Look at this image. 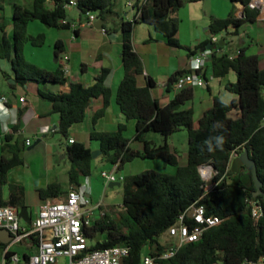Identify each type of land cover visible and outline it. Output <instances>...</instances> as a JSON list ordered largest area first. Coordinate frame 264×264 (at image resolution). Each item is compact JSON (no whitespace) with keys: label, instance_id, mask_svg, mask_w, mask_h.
Segmentation results:
<instances>
[{"label":"trees","instance_id":"1","mask_svg":"<svg viewBox=\"0 0 264 264\" xmlns=\"http://www.w3.org/2000/svg\"><path fill=\"white\" fill-rule=\"evenodd\" d=\"M70 0H32L29 7L12 5L11 34H7V22L0 19V72L5 80H13L9 87H27L32 83L38 86L39 97L50 105L49 114L59 117L55 133L69 139V130L76 124H81L86 118V112L93 99L102 98L103 107L92 118V130L89 139L98 142L101 155L111 165L118 164V170L135 159L162 161L165 166L176 168L174 175L149 171L147 173L124 176L121 186L123 196L121 209L96 220L89 228L84 229L85 237L94 241L89 251L112 247H126L128 255L121 264H139L146 255L156 258L155 264H252L264 258V69L259 68V58L247 55L241 49L236 57L220 54L219 45L210 57L213 77H223L233 71L237 76L234 84H228V92L237 99L227 103L218 97L213 98L212 107L207 110L193 128L194 111L185 108L193 99V90L180 91L166 106H160L153 98L151 88L153 82L148 80L145 87H140L137 78L143 75L144 68L141 59L133 51L131 33L133 24L146 22L152 24L163 35L166 44L180 48L177 34L180 26L178 18L173 15L183 6L184 2L192 3L202 0H146L138 7L139 17L132 22H122V64L124 77L118 85L115 104L120 113L129 121L135 122L133 142L141 143L142 150L130 147L129 139L124 137L125 125H118L115 131L98 132L94 125L104 116L110 103V91L105 81L110 73L101 69L95 77L94 84L84 88L79 83H71L69 92L52 91L46 85H65L67 78L60 66L49 72L28 63L22 55V46L29 43L33 47H42L46 36L41 33L36 36L27 34V27L33 21H39L47 28L69 30L72 19L64 6ZM117 0H77L80 16L93 13L102 22L116 14ZM251 0H230L239 3L243 8V17L230 15L226 19L212 20L208 32L211 39L232 28L236 35L239 29L247 24H255L259 16L257 10L249 8ZM137 3V1H136ZM105 30V27H102ZM107 32V31H106ZM77 34V32H74ZM211 39L202 46L211 44ZM54 46V56L62 52ZM189 50V49H188ZM191 56L196 50L188 51ZM8 65V72L2 70ZM178 72L168 81L167 88L184 74ZM25 107L22 109V111ZM237 111L239 117L232 118L230 113ZM185 129L187 132L188 149L187 163L179 164V156L167 144L172 134ZM149 133L160 134L164 144L156 146L146 140ZM23 144L19 139L6 136L2 147L10 158H0V206H11L17 209L25 206V189L19 185H7L8 172L23 164L20 153ZM244 150L248 151L250 159L255 162L257 177L261 183L262 195L253 197L255 185L252 174L239 159ZM92 150L82 143L74 141L64 149L65 161L69 162L67 172V187L80 186L82 178L92 174ZM236 154V158H233ZM202 165H210L214 169L210 192H205L207 182L199 173ZM8 186L9 197L4 199L3 189ZM68 189V190H69ZM60 183L54 182L43 189H38L40 200L60 198L68 192ZM259 203L262 216L255 221L251 215L250 201ZM194 206H203L206 216H216L219 225L204 231L200 239L194 243L178 247L174 255L168 259L161 256L168 251L169 245L161 243V236L176 223L178 218ZM26 225V224H25ZM30 228L31 225H26ZM102 236L103 239L95 240ZM37 245L35 235L30 237ZM5 248L0 245V249ZM15 254L7 251L5 264ZM23 261L17 264H28L29 256L23 254Z\"/></svg>","mask_w":264,"mask_h":264},{"label":"crops","instance_id":"2","mask_svg":"<svg viewBox=\"0 0 264 264\" xmlns=\"http://www.w3.org/2000/svg\"><path fill=\"white\" fill-rule=\"evenodd\" d=\"M129 1L134 3V9L128 8V13H125L122 17L115 14L107 18L105 22L101 21L102 27H105V30L103 29L104 31L98 30L94 26L91 28H81V24H79V27H77L73 24V20L70 21L72 23V26L69 29L71 33L70 37L65 38V40L62 38H58L56 40V42L59 41L58 46L62 49V52L59 54V56L62 53H67L69 55L70 71L66 76L67 83L62 86L46 85L45 87L51 89L52 91H62L66 93L69 92L71 83H79L84 88H88L94 84L95 77L99 74L101 69H108L110 73L105 81V86L110 91V103L105 109L104 116L97 120L94 128L98 132H112L116 130L118 125H125L126 131L124 132V137L132 141L135 133V122L132 120L128 121L124 115L120 113L117 105L115 104L116 91L119 83L124 77V68L121 59L122 31L120 25L122 22H132L134 18L139 17L140 12L138 7L143 6L146 3V0H127L126 3ZM31 4L32 1L29 2L27 7H29ZM136 6L138 7L136 8ZM230 15L234 16L235 18H242L243 8L241 4L231 3L230 0H202L192 3L184 2L183 6L173 15V17L178 18L180 21L177 34L180 48L168 46L163 35L160 34L152 24L146 22H138L133 24L131 33L133 51L141 59L144 68L143 75L137 78L138 85L140 87H145L147 81L151 80L153 82V88H151V94L153 98L159 103L160 106H166L179 93L178 91H175L172 86L167 88L168 81L174 74L178 72L182 73L188 70L189 60L192 57L188 51L196 50L197 54L200 53L202 49H205L207 46L201 47V45L211 39L208 28L212 20L226 19ZM7 17L9 16L5 12L4 3H2V0H0V19L5 20ZM98 19L99 18H97L96 21ZM259 23H262L264 27V15H259L255 24H247L242 26L236 35L232 34L234 29H227L226 35L224 37V45L222 46V49L219 51V53L228 54L231 58H233L239 54L241 49H245L247 50V54L252 47V45L248 44L247 40L251 39V43H257L261 49L255 54L250 55L258 56L259 68L264 69V66L261 68V63H264V39H258L255 41L254 38H250L248 33V30H253L252 26H258ZM257 28L262 29V27L259 26ZM10 29L12 31V26L11 24H8L6 29L8 35L11 34ZM75 31L77 34L74 33ZM111 34L115 35L113 40L110 39ZM221 37H223V34L216 36L219 41ZM237 42L239 46L237 45ZM59 56L57 58L55 57L57 67L59 66ZM57 67H53L48 71L52 72ZM8 68L9 67L7 64L2 66V70L4 72H8ZM204 74L207 81L206 85L203 87L190 88L193 90V99L185 105V108H191L194 111V129L198 128L199 120L203 114L212 107L214 97H218L227 103L237 99L236 95L228 92L226 89L228 84H234L237 81V76L233 71L228 72L223 77H213L211 63L208 61ZM9 80H5L0 72V95H4L8 100V103L5 105L0 103V158L2 156L10 158V155L2 149L6 136L11 137L13 142H15L21 136L25 135L26 129L30 127L32 122H37L34 135L38 137L42 136V138H44L47 136V131L55 133L54 131L57 129L59 124L58 115L49 114L50 105H46L43 102L44 100L42 101V99L39 97L38 88L37 96L30 102L29 98L17 91V87L14 89L9 87ZM7 89H9L10 93L7 91ZM21 98H24V102L22 103H20ZM20 104L23 106L21 107ZM24 107L25 109L22 111ZM102 107V98L93 99L90 102L89 108L87 109L84 122L72 126L69 130V133H87V137H89V133L92 130L93 115ZM29 111L30 113H28ZM230 116L232 118H237L239 117V113L237 111H233L230 113ZM185 132L186 130L183 129L177 134ZM174 134L168 137L166 142L170 149L178 154L179 164L184 166L187 163V156L183 157L180 154L179 148L174 143H168L169 138L174 136ZM69 139L75 141L72 137ZM86 139L84 138V143L82 144L85 145ZM25 141H27V138ZM40 142L41 140H39V143ZM130 147L138 151L142 150V146L134 143L133 141L130 143ZM20 158H22L21 153ZM183 158H185L184 161H182ZM233 158L235 159L236 155H234ZM61 160L62 162L58 163L56 166L53 165V163L50 164L46 162L44 164V168L48 172L47 181L43 182L42 180V182L33 183V189L38 199L37 212L39 207L44 202L38 197V189H43L47 185L57 182L60 183L64 191H66L68 182V180H66V175L70 166L68 165L66 167L65 165L64 168H61V165L66 163L65 160ZM156 160L157 159L151 161L155 162ZM159 162L160 163L156 164H161L160 166L163 168V171L169 175H174V171L167 169V167L171 166H165L162 161ZM22 165L16 166L8 172L7 185L14 184L23 186L17 181L13 180L11 182L9 180L10 175ZM7 185L3 189V196L6 200L9 197ZM25 207H27L28 211L29 207L26 202V190ZM37 212L33 219L30 218L31 222L35 219ZM101 239H103V237L98 236L95 240ZM22 244L27 249H30L31 253L18 254L13 249L11 244L4 245L5 248L0 249L2 257L1 264H3L4 253L6 251H12L15 254L21 256L23 254L31 255L33 252H35L36 245L33 244L31 239H27Z\"/></svg>","mask_w":264,"mask_h":264},{"label":"built area","instance_id":"3","mask_svg":"<svg viewBox=\"0 0 264 264\" xmlns=\"http://www.w3.org/2000/svg\"><path fill=\"white\" fill-rule=\"evenodd\" d=\"M126 7L134 9V3L129 1L126 3ZM64 8L67 12H75L77 0H70ZM249 8L257 10L259 15H264V0H251ZM96 19L95 14L87 13L86 22L81 24L80 27L91 28L94 26ZM102 31L104 30L102 29ZM218 42V38H212L210 49L205 48L190 58L187 72L179 76L172 85L175 91L180 92L184 89L206 85L207 81L204 74L206 64L210 61L212 53L217 51L216 48H212V45L217 47ZM58 63L64 75L67 76L70 71L69 55L62 53L58 58ZM22 102H24V98L20 99V103ZM0 103L3 105L8 103L4 95H0ZM68 143L71 145L74 141L69 139ZM25 144L28 145L29 142L26 141ZM112 168L110 173H101L105 187L112 183H121L124 179V176L119 174L118 164L112 165ZM200 168L214 170L210 165ZM200 168L201 177L208 183L205 192H210L214 187L211 183L213 177L211 174L208 178L203 177ZM85 179L86 186L80 184L78 187L70 188L64 197L45 200L39 207L30 228H27L26 225H20L22 220L19 217V209L11 206H0V229L7 230L10 233L12 237L11 245H21L24 241L30 239L32 235L37 238L35 252L28 255V264H57V260L60 258H64L66 264H121L122 260L128 255L126 247L88 250V239L84 235V229L91 227L96 220L105 217L106 206L101 203L91 204L89 200L91 193L89 177ZM249 204L252 218L257 221L262 216L261 206L254 200L250 201ZM120 209L121 205L118 210ZM220 222L221 220L216 216H206L203 206L191 207L164 233L167 241L175 242L168 244L170 247L161 258L168 259L172 257L178 247L198 241L204 231L219 225ZM6 261L7 259L4 258L3 264ZM22 261L23 257L18 254H13L9 258L10 264L21 263ZM155 261V257L144 255L139 264H155ZM252 264H264V258Z\"/></svg>","mask_w":264,"mask_h":264},{"label":"rangeland","instance_id":"4","mask_svg":"<svg viewBox=\"0 0 264 264\" xmlns=\"http://www.w3.org/2000/svg\"><path fill=\"white\" fill-rule=\"evenodd\" d=\"M32 0H2V3H4V8L6 14L9 16L5 19L7 24H11V14H12V5H21L24 7H27L29 5V2ZM126 1L127 0H117L115 5V12L118 16H123L125 13H128V8L126 7ZM68 16L74 21V25L79 27V24H83L86 22V16L78 15L74 11H68ZM262 27V29H258L257 27ZM258 26H252L253 30H248L250 38H254L255 41L258 39H264V27L262 23H259ZM88 31V30H86ZM11 32V29H10ZM45 34L46 39L45 43L42 47H33L29 43H25L22 46V55L24 59L36 66L39 69L48 71L51 70L53 67H57V63L55 61L54 56V46L55 42L58 38H62L65 40V38L70 37V31L69 30H57L52 28H47L43 24H41L39 21H33L29 23L27 27V34L36 36L38 34ZM251 39L247 40L249 45H252V47L249 50V53L247 55L251 56L250 54H255L258 52L261 48L257 43H251ZM237 45L239 46L238 42ZM247 51V50H246ZM264 66V63H261V68ZM37 88L38 86L35 84H28L27 87H17V91L19 93L24 94L27 98H29L30 102L37 96ZM7 91L10 93L9 89ZM43 101V100H42ZM46 105H49L48 102L43 101ZM34 103V102H33ZM21 107L23 106L20 104ZM36 106V105H35ZM39 107V105H38ZM30 113V111L28 112ZM25 123V122H24ZM37 122H32L30 127L26 129L25 135L21 136L19 138L20 143L23 144L22 149V158H23V165L18 167L9 177V180L12 182L17 181L21 183L25 190H26V202L29 207L28 214L30 218H34L36 212H37V195L33 189V183L35 182H45L48 178V172L44 168V164L46 162L53 165H57L58 163L62 162V155L64 154V149L68 145V140L63 138L58 133H52L50 131H47V136L42 138V136H36L34 135V130L36 127ZM179 133V132H177ZM175 133L174 136L169 138L168 143H174L180 150V154L184 157L187 156V134L181 133L177 134ZM72 137L77 143H84L87 148L92 149L93 151H99V144L98 142H92L90 141L89 137H87V133H69V138ZM27 138V141L29 142L28 145L25 144V139ZM146 140L152 141L156 146H160L164 144V137H162L160 134L156 133H149L145 136ZM38 140H41L40 143L36 142ZM136 144H139L142 146L141 143L136 142ZM92 151V152H93ZM65 160V157L63 158ZM185 158H183L182 161H184ZM157 161V162H156ZM151 161V160H142V159H135L134 161L127 163L124 165L123 169L119 171V174L123 176H135L143 173H147L149 171H155L159 173H165L163 171V168L160 166V160ZM69 165V162L66 161V163L61 165V168H64ZM163 165V164H162ZM112 165L106 161L105 157L100 155L97 157V159H93L92 161V174L89 177V185L91 187V193L89 200L92 205H96L98 203L103 204L106 206V212H108L109 215H113V213L118 212V208L121 205L122 202V196H123V187H112L109 186L105 187V182L101 178L102 172L110 173L112 171ZM167 169L174 171V174L176 173V169L173 167H167ZM201 173L203 175V172L205 169L200 168ZM211 176L214 175V170H211ZM118 176V174H117ZM210 176V175H209ZM67 177V175H66ZM204 177V175H203ZM67 180V178H66ZM81 185L87 184L86 179L82 178L80 180ZM69 188L67 187L66 190ZM21 226H25V223L23 221L20 222ZM165 240V242H164ZM160 241L164 245H168L169 243H173L175 241H167L165 234H163L160 238ZM94 241L88 240L87 244L90 246L93 244ZM13 249L18 253H31L30 249H27L23 244L22 245H12ZM148 253V249L145 248L143 251V254L146 255ZM2 262L1 257V251H0V264ZM57 264H66V260L64 258H60L57 260Z\"/></svg>","mask_w":264,"mask_h":264},{"label":"water","instance_id":"5","mask_svg":"<svg viewBox=\"0 0 264 264\" xmlns=\"http://www.w3.org/2000/svg\"><path fill=\"white\" fill-rule=\"evenodd\" d=\"M75 11L77 13H80V10H78V8H75ZM243 17V15H242ZM94 27L98 30H102V22L100 19H98L95 24H94ZM226 35V31L223 33V37H221L220 41H219V46L222 47L224 45V37ZM114 34H111L110 35V39L113 40L114 39ZM211 48V44H208L206 49H210ZM204 49H202L201 51H203ZM9 83H14L13 80H9ZM39 143V140L36 142V144ZM101 155V151H93L91 153V156H92V159H96L97 157H99ZM65 157V154L62 155V159ZM239 159L240 161L242 162V164L245 166V168L251 172L252 174V180L254 182V185H255V192L253 193V197H257L259 195H262V192L260 190L261 188V183L259 182L258 180V177H257V170H256V165H255V162L250 159L249 157V154H248V151L247 150H244L242 154H240L239 156ZM203 166H206V165H202L201 167ZM120 187L121 186V183L117 182V183H112L109 185L110 188L112 187ZM19 217L20 219L26 223L27 225H30L31 224V219L29 217V214H28V211H27V207H21L19 209ZM11 235L10 233L7 231V230H4V229H0V244L1 245H9L11 243Z\"/></svg>","mask_w":264,"mask_h":264},{"label":"bare ground","instance_id":"6","mask_svg":"<svg viewBox=\"0 0 264 264\" xmlns=\"http://www.w3.org/2000/svg\"><path fill=\"white\" fill-rule=\"evenodd\" d=\"M210 173H211V170L207 168V169L204 170L203 175H204L205 178H208Z\"/></svg>","mask_w":264,"mask_h":264}]
</instances>
